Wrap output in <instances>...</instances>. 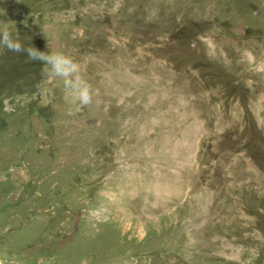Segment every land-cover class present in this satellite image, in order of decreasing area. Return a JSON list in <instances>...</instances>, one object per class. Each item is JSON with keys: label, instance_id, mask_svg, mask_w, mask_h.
<instances>
[{"label": "rangeland", "instance_id": "1", "mask_svg": "<svg viewBox=\"0 0 264 264\" xmlns=\"http://www.w3.org/2000/svg\"><path fill=\"white\" fill-rule=\"evenodd\" d=\"M0 27L94 90L0 48V257L264 264V0H0Z\"/></svg>", "mask_w": 264, "mask_h": 264}, {"label": "clouds", "instance_id": "2", "mask_svg": "<svg viewBox=\"0 0 264 264\" xmlns=\"http://www.w3.org/2000/svg\"><path fill=\"white\" fill-rule=\"evenodd\" d=\"M0 48L26 53L31 60L40 61L45 81H51L56 77L62 78L66 95L77 107L82 108L92 102L94 90L81 75L80 65L69 54L61 50L47 51L35 46L26 47L19 39L14 38L12 31L7 27H0ZM48 92L49 89L46 87L40 89L42 96ZM0 264H9L8 257H0Z\"/></svg>", "mask_w": 264, "mask_h": 264}, {"label": "bare ground", "instance_id": "3", "mask_svg": "<svg viewBox=\"0 0 264 264\" xmlns=\"http://www.w3.org/2000/svg\"><path fill=\"white\" fill-rule=\"evenodd\" d=\"M185 133V132H184ZM121 216V215H120ZM121 220V219H120ZM125 221V219L123 218L122 222ZM127 226V225H126ZM137 226V225H136Z\"/></svg>", "mask_w": 264, "mask_h": 264}]
</instances>
